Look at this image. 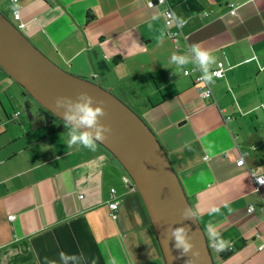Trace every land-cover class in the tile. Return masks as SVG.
Segmentation results:
<instances>
[{"label": "crops", "instance_id": "1", "mask_svg": "<svg viewBox=\"0 0 264 264\" xmlns=\"http://www.w3.org/2000/svg\"><path fill=\"white\" fill-rule=\"evenodd\" d=\"M147 1L18 0L14 10L12 0H0V12L9 19L17 10L11 21L46 57L141 116L214 264H264V185L248 172L264 175V0ZM167 8L185 21L169 28L176 40L163 23ZM194 46L211 57L203 74L223 70L211 98L198 94L196 71L183 74L200 64ZM56 117L0 68V264H165L122 166L99 144L69 146L71 127ZM111 188L119 198L114 219ZM220 237L230 242L224 251L215 248Z\"/></svg>", "mask_w": 264, "mask_h": 264}, {"label": "water", "instance_id": "2", "mask_svg": "<svg viewBox=\"0 0 264 264\" xmlns=\"http://www.w3.org/2000/svg\"><path fill=\"white\" fill-rule=\"evenodd\" d=\"M0 68L17 82L43 109L65 123L64 113L75 111L77 103L91 106L103 100L106 115L100 122L111 132L100 144L122 165L148 215V221L165 264H186L192 252L199 250L194 264H214L205 234L193 211L172 164L141 116L98 83L70 74L35 47L0 12ZM60 99L57 108L56 100ZM69 105L72 107L69 108ZM72 127V124L69 123ZM80 131L86 130L80 128ZM93 133L95 129H92ZM183 229L193 248L185 255L175 247L172 232Z\"/></svg>", "mask_w": 264, "mask_h": 264}, {"label": "clouds", "instance_id": "3", "mask_svg": "<svg viewBox=\"0 0 264 264\" xmlns=\"http://www.w3.org/2000/svg\"><path fill=\"white\" fill-rule=\"evenodd\" d=\"M19 8L18 0H13V9ZM185 21L180 18H177V26L183 27ZM194 50L197 53V58L201 66H207L211 60L208 50H199L194 46ZM173 62H178L180 64L185 63L183 57H177L175 55L172 56ZM207 81H211V77L205 76ZM82 97H87L88 103L80 104L77 103L75 105V111L64 113L65 124L66 126L71 123L72 127L69 132V140L68 145H81L84 148L89 149L90 151H96L98 143L107 139V134L111 132L110 125L100 122V117H104L106 115V110L104 107V101L100 100L97 106H91V101L94 97L88 95L87 93H80ZM60 99L57 98L56 106L60 107ZM72 106L69 105V108ZM80 128H85L86 130L80 131ZM92 129H95L93 133ZM257 181L261 184H264V179L257 178ZM213 212H219L218 208H213ZM183 229H178L172 232L173 237L175 238V247L181 249V255L187 254L192 248L193 245L189 243L183 234ZM215 235L219 236V233ZM230 246V242L220 237L217 241L215 248L217 251H224ZM199 256V250L192 252V256L189 258L186 264H194V260ZM65 258L64 254L61 255V260Z\"/></svg>", "mask_w": 264, "mask_h": 264}, {"label": "built area", "instance_id": "4", "mask_svg": "<svg viewBox=\"0 0 264 264\" xmlns=\"http://www.w3.org/2000/svg\"><path fill=\"white\" fill-rule=\"evenodd\" d=\"M13 1V0H12ZM164 0H148L147 1V6H153L154 4L156 3H163ZM231 14L234 12L233 9H230L229 11ZM12 16L14 19V21H17L18 18H20V15H19V12L16 10V11H13L12 12ZM163 19H164V26L166 28L169 27V25H171V23L174 21V14L173 12L171 11L170 8H167L164 10L163 12ZM176 24V28L177 30H180L181 27H178L177 26V23ZM18 29L21 28L22 24L20 22H17L14 24ZM167 35L172 38V40H176L177 39V35H178V31H176V29H169L167 30ZM205 66H201V64H196L195 68H193V70H189V69H186L183 71V74L184 75H187L190 71H196V76H195V81L197 83H200L202 84V87L200 88H197V91H198V94L202 97H206V98H211L212 97V93L210 91V84L213 82V79L214 78H219L222 73H223V70L221 68H215V69H212L211 72H209V74H203V69H204ZM209 76L211 77V81H207L205 79V76ZM236 164L239 166V165H242L243 164V158L242 156H240L238 159H236ZM249 174L252 176V179L254 180V183L256 186H262L264 184H261L257 181V178H261V179H264V175L263 174H256L254 173L253 169H249ZM121 180L123 182V184L125 186H130V188L132 187V182H131V179L129 178L128 175H122L121 176ZM118 197L115 195V190L113 188L109 189V199H107L106 201V206H107V209H108V214H109V217H111L112 219H114L116 216H117V205H118ZM247 210L248 211H253V207L251 204H248L247 206ZM8 218H12V216L10 215ZM262 247V246H261Z\"/></svg>", "mask_w": 264, "mask_h": 264}, {"label": "trees", "instance_id": "5", "mask_svg": "<svg viewBox=\"0 0 264 264\" xmlns=\"http://www.w3.org/2000/svg\"><path fill=\"white\" fill-rule=\"evenodd\" d=\"M174 23H176L175 21H173ZM171 25H172V23H171ZM171 25H169V27L168 28H173ZM166 28V27H165ZM168 28H166V29H168ZM4 72V71H3ZM5 73V72H4ZM6 74V73H5ZM7 75V74H6ZM7 76H9V75H7ZM10 77V76H9ZM11 78V77H10ZM12 79V78H11ZM14 81V80H13ZM196 82V81H195ZM27 93V92H26ZM29 95V94H28ZM30 96V95H29ZM57 119H59L58 117H56ZM60 122H62L63 124H65L63 121H61V120H59ZM66 125V124H65ZM67 126H69V125H67ZM71 127V126H70ZM102 148H105L103 145H101L100 143H98ZM106 150H107V148H105ZM107 153H109L108 152V150H107ZM110 154V153H109ZM111 155V154H110ZM112 156V155H111ZM118 162V161H117ZM119 163V162H118ZM120 164V163H119ZM121 165V164H120ZM243 165V164H242ZM122 166V165H121ZM240 166V165H239ZM124 175H127L126 173L124 174ZM132 182V181H131ZM129 188H130V186H129ZM131 189H133V186L131 187ZM134 190V189H133ZM137 193V192H136ZM138 194V193H137ZM139 196V195H138ZM140 197V196H139ZM119 199V198H118ZM118 206V205H117Z\"/></svg>", "mask_w": 264, "mask_h": 264}, {"label": "rangeland", "instance_id": "6", "mask_svg": "<svg viewBox=\"0 0 264 264\" xmlns=\"http://www.w3.org/2000/svg\"><path fill=\"white\" fill-rule=\"evenodd\" d=\"M11 18H12V17H10L9 19L11 20ZM47 58H48V57H47ZM53 62H54V61H53ZM55 63H56V62H55ZM56 64L59 65L58 63H56ZM59 66H60V67L62 66L61 69H63V70H64V69H67V67L64 66V65H62V64L59 65ZM64 71H66V70H64ZM66 72H68V71H66ZM68 73L73 74V73H71V72H68ZM74 75H76V74H74ZM263 88H264V87H263ZM263 91H264V90H263ZM261 100H262L263 103H264V96L261 97Z\"/></svg>", "mask_w": 264, "mask_h": 264}]
</instances>
